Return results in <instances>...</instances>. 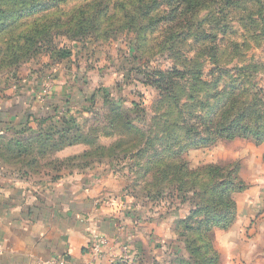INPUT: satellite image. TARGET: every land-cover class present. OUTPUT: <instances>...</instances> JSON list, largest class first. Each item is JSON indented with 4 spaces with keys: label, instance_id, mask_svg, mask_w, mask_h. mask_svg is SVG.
<instances>
[{
    "label": "rangeland",
    "instance_id": "1",
    "mask_svg": "<svg viewBox=\"0 0 264 264\" xmlns=\"http://www.w3.org/2000/svg\"><path fill=\"white\" fill-rule=\"evenodd\" d=\"M21 1L0 0V12L7 16L9 22L15 20V17L22 18L17 24L7 25L5 30H0V48L15 46L19 42L16 38L31 36L33 30L46 28L49 33L47 40L51 41L50 48L46 50L43 45L39 49L45 48L46 51L37 49L36 54L28 59L36 78L34 82L35 87L38 86L36 95L39 100H42L41 90L45 86L49 88L46 98L50 97L52 81L56 74L83 86L75 100L82 106L86 107L91 103L88 98L92 92H99L98 95L92 96L97 111L87 112L88 117H82L81 120L73 119L75 117L64 118L59 128L65 127L67 122H72L69 127L76 129L70 135L97 138L99 145L111 147V150L120 151L126 156L138 149L146 153L154 150L161 158H166V163L162 165L164 170L168 169L166 175H162L165 181H157L159 176L155 173L159 172V166L149 171L145 175L146 178L141 175L139 163L142 164L146 160V155L137 158L139 171L132 175L126 174L125 179L127 178L133 193L140 198L153 204H161L167 210L177 209L178 216L186 213L184 218L191 210H195V205L212 206L210 200L213 198L214 204H218L216 212L199 214V219L190 221L189 231L184 233V236L194 239L197 245H200V242L193 232L197 229L201 217L207 219L208 215L212 214L213 220L218 214H225L228 218L232 215L227 196L223 193L221 197L219 191L212 192V186L214 182L230 185L233 182V172L238 168V178L244 188L232 195L236 204L237 219V194L244 193L249 187L248 182L243 181L241 177L243 167L239 162L229 159L213 161L219 153L232 150V142L236 139L227 140L224 138L225 134L224 137L217 138L211 147L199 144V138L213 137L209 136L203 127V111L197 102H205L210 105L208 108H212L215 102L211 99L215 92L227 88V95H231L235 93L234 86H238L234 107L225 115L223 122L233 119V114L235 117L238 114L237 124L242 127H249L253 121L255 106L258 109L263 108L257 100L264 99V89L258 87L264 80V0H154L160 5L161 14L166 16V21L157 27L162 28L164 32L147 34L144 45L140 44L138 32L135 30L138 28L137 23L131 24L128 21L130 18L126 11L121 15L125 17L123 22L113 20V9L104 16V4L107 0H68V3L61 4L57 9L42 12L34 17H25L30 7L48 4L50 1ZM109 1L113 3L115 0ZM79 8L83 18L80 28L86 29V33L73 32L77 29L65 33L67 27L61 25L67 24V19ZM154 15L159 16L156 12ZM251 18L256 21V25L248 24ZM34 40L39 42L35 44V48H38L42 42L41 38ZM43 40L45 41L44 38ZM29 67L23 66L21 72H26ZM52 69H55V72ZM217 82L219 83L215 84ZM157 86H161V91ZM106 94L108 103L119 105L113 111H110V106L107 108L100 105L105 103ZM192 96L195 97V102L189 100ZM172 98L177 101V107L168 106ZM230 103L233 104V100ZM63 106H60L63 108L60 112L63 110L64 114ZM63 114L58 117L63 118ZM188 114H192V117L189 118ZM182 119H185L187 128H174L172 123L176 122L178 125ZM259 124H262V120ZM192 125L198 130L189 131ZM175 138L181 141L178 146L191 144L194 148L184 153V150L168 146ZM37 147L41 146L37 144ZM192 152L197 154V158L191 159ZM171 159L174 160L170 161ZM39 161L42 164L46 159ZM184 162L188 163L189 169L185 167ZM167 164L171 166L170 172ZM209 165L218 166L217 176H208L203 172L194 173V170ZM176 172H179L180 177H173ZM192 172L193 174H190ZM190 180H196L199 186H203L202 189H196L195 193L186 187L180 191L165 189L168 186L175 187L180 182L187 184ZM215 186L219 185L213 187ZM234 188H239L237 183ZM146 192L153 195L148 197ZM181 220L177 219L174 229ZM261 243V251L258 247H253L254 251L251 252L247 244L249 247L239 257V264H264V260L259 258V262L256 257L259 251L264 254V239ZM173 244L179 254L186 256L185 239L176 237ZM202 252L200 255L207 259L208 255ZM216 252L219 257L213 264H226L225 256ZM172 258L173 256L159 264H168ZM195 261L193 258L188 264H194ZM153 263L150 258L144 260V264Z\"/></svg>",
    "mask_w": 264,
    "mask_h": 264
},
{
    "label": "crops",
    "instance_id": "2",
    "mask_svg": "<svg viewBox=\"0 0 264 264\" xmlns=\"http://www.w3.org/2000/svg\"><path fill=\"white\" fill-rule=\"evenodd\" d=\"M30 62L0 66V141L59 128L64 118L81 120L87 112L97 111L92 96L99 92H92L91 103L82 106L75 100L83 86L59 74L52 81L50 97L39 100ZM21 66L30 67L23 73ZM258 87L264 89V80ZM107 97L101 107L107 106ZM62 104L65 113L59 118ZM232 143V150L213 161L239 162L249 187L237 194V219L228 230L215 232L214 247L226 264H239L246 248L250 246L251 252L263 247L264 143L243 139ZM91 152L92 146L76 143L52 153L50 161L77 159L63 167L57 179L48 168L25 175L24 170L0 163V264H144L148 258L163 263L181 255L174 249V225L186 213L178 216L177 209L167 210L133 193L125 175L136 174L134 154L115 160L92 158ZM86 153L90 156L81 159ZM194 158L197 154L192 152ZM95 233L108 241L102 258L91 252ZM260 251L259 262L264 260Z\"/></svg>",
    "mask_w": 264,
    "mask_h": 264
},
{
    "label": "trees",
    "instance_id": "3",
    "mask_svg": "<svg viewBox=\"0 0 264 264\" xmlns=\"http://www.w3.org/2000/svg\"><path fill=\"white\" fill-rule=\"evenodd\" d=\"M28 0H22L21 2H27ZM32 1V0H31ZM50 2L47 4H36L34 6L30 7V10L27 12L28 14L25 17H34L37 14H40L42 12H50L51 9L58 8L61 4L68 3V0H49ZM24 5V3H23ZM160 5L156 3V1L152 0H115L113 3L107 0L104 4V16L106 17L108 13L112 12V9L114 13L111 15L113 16V20L117 22H123L125 17L121 16L124 11H126V15L129 16V22L131 24L137 23V27L135 30L138 32L140 44L144 45V41L147 39V34L150 35L152 33L158 34L159 32H162V28H157L160 23L165 22L166 16L164 14H161L159 10ZM143 9H146V11H143ZM158 13L159 16L154 15V13ZM160 12V13H159ZM82 10L81 8L74 11V14L71 15L66 22L67 24H62V27H67L65 30V33L73 30V32L78 31V34L87 31L86 29L80 28L81 23L83 21V18L81 17ZM0 30H5L7 28V25L10 24H17L19 20H22V18L15 17V20H11V22L8 21L7 16L2 15L0 12ZM140 17H139V16ZM24 17V15L22 16ZM135 17V18H134ZM252 17V16H251ZM74 22V23H73ZM143 23H146L144 26ZM249 25H256V21L253 20V18L250 19ZM263 25V23H262ZM71 27V28H70ZM73 27V28H72ZM164 32V31H163ZM86 33V32H85ZM31 36L25 35L23 37L16 38L19 42L15 46H6L4 49L0 48V66L5 68L13 67L21 62L28 61V59H31L32 56L36 54L37 49L45 45L46 50L47 48H50V42H48L47 37H49V33L46 32V28H41L37 30H33V32L30 33ZM41 38L40 41H42L38 46V48H35L37 43L34 42V38ZM45 39V42L43 40ZM164 40V39H163ZM36 44V45H35ZM23 50L24 53L21 51ZM40 51L44 52L46 51L45 48L39 49ZM22 52V53H21ZM7 58V59H6ZM219 82L215 83L218 84ZM214 84V85H215ZM161 86H157V89L161 91ZM233 88L235 90V93L231 95H227L226 91L227 88H224L222 91L215 92V95L212 97L211 101L215 104L212 106V108H208L210 105L206 104L205 102H197L199 103V107L202 108V118H203V127L208 133L209 136H212L213 138H199L198 143L203 145H208L209 147L214 145V142L217 140V138L224 137L223 135L226 134L224 137L227 140H234V139H244L248 140L249 142H252L254 144H261L264 143V99H258L257 102L263 106V108L258 109L257 106L254 107V119L250 122L249 127L245 125L244 127L237 124V120L239 119V115L237 114V118L233 114V119L224 121L225 115L232 110L234 107V103L237 98L236 92H238V86H234ZM260 92V90H259ZM258 92V93H259ZM189 100L192 102H195V97H189ZM231 100H233V104H231ZM108 103V102H107ZM230 104V105H229ZM110 109V111H113L116 106H119L118 104L114 103H108L107 107ZM134 106V105H133ZM168 106L171 107H177L178 103L175 99H171L170 104ZM228 107V109H227ZM227 109V110H225ZM95 111V110H94ZM180 113V111H179ZM251 113V112H250ZM242 115V114H241ZM188 117L191 118L192 114H188ZM111 118V120H113ZM260 120H262V124H259ZM72 122H67L65 127L62 128H53L45 132L40 131H34L33 133L26 134L24 136L18 137V139L12 138L6 140L0 141V163H4L7 165H11L15 167L18 170H24L25 175H28V173H37L42 168H48L49 174H53L52 179L58 178V172L63 167H68L73 163L74 161H77L76 158L69 159L65 161H50L48 160V157L54 153L57 150H60L64 147H68L71 145H74L76 143H85L86 145H90L93 147V152H91L92 158L94 156H97V159L101 158H114L115 160L118 159L119 156H126L120 151L111 150V147L105 148L98 144L97 138H88L87 136H79V135H70L73 130L76 128L69 127ZM174 128L180 127V129H183V127L187 128L185 126V119H182L180 124L176 125V122L172 123ZM194 125V124H193ZM189 127V131H196L198 130L194 126ZM68 126V127H67ZM36 132V135L34 133ZM2 139V138H1ZM170 139V138H169ZM173 141L168 144V146H174L177 148V150H184V153L188 151V149H193L194 147L189 144L179 145L178 143L180 141L179 138L172 139ZM181 142V141H180ZM40 145L41 147H37L36 145ZM191 145V146H190ZM36 150L34 153L33 151ZM104 151V152H102ZM125 153V152H124ZM131 153V152H130ZM134 154L137 158L141 157L142 155H146V160L141 164L140 171L141 175L145 177V175L155 168V166H159V172H156L155 174L159 176L157 178V181H165L164 177L168 171L164 170L165 167L162 166L166 163V158H161L159 156V153L152 150L150 153H146L145 151L140 152V150L136 149L135 152H132L130 155ZM90 155L88 153L84 154L81 159H86ZM40 159H46L44 163L41 164L39 161ZM174 159H171L170 161H173ZM185 167L189 169V165L187 162H184ZM138 161L134 164V166L137 168ZM171 171L170 164H167ZM165 165V166H167ZM220 168V167H219ZM180 169V167H179ZM203 169V170H202ZM202 169L198 168L194 170L193 172L199 173L203 172L206 175L210 176L213 174H218V166L215 165H209L205 166ZM136 173L139 171L136 169ZM202 170V171H198ZM237 170V171H236ZM168 172V173H169ZM190 173V174H193ZM179 172H176L173 177L177 178ZM170 175V173H169ZM233 180H231V184L229 183H223V182H214V185L219 186H212V192L219 191L220 196H223V193L228 198V206L231 208L232 215L228 218L225 214H218L215 216L213 220L211 219L212 214L208 215L209 218L205 219L204 217H201L202 219L199 220L197 224V229L193 234H195V237L200 242V245H197L194 239L189 238L188 236H184L185 232H188L189 223L192 220L199 219V214H204L206 212H216V208L218 204H214V199L211 198L210 205H195V210H191L185 218H183L181 221L177 222V226L174 229V234L178 238L185 239V248L187 250L186 256L177 255L175 254L171 260L168 261V264H188V261H192L193 258L196 259L194 264H213L216 259H218L219 254L215 251L213 247V239H214V233L217 230L225 231L228 230L229 227L232 225V223L236 219V204L234 199L232 198V195L234 192H240L242 190L243 185L241 184V181L238 178V168L234 170L233 172ZM231 176V173H230ZM187 177V175H186ZM176 180V179H174ZM152 181H154V176H152ZM170 181V180H169ZM171 182V181H170ZM237 183V186L239 188H234V185ZM147 186V184H146ZM188 188L190 190H194V193L197 192V190L202 189L203 186H199L196 183V180H190L189 183L185 184L183 182H180L179 185L176 184L175 187L168 186L165 188L167 191L171 189H175L176 191H180L181 189ZM147 189H145L146 191ZM149 191V190H147ZM226 192V193H225ZM147 196L150 197V192H146ZM221 196V197H222ZM219 201V200H218ZM198 209V210H197ZM211 219V220H210ZM204 251V252H202ZM200 252H202L204 255H208V258H203L200 255ZM187 257V258H186ZM188 260V261H187ZM200 260V261H199ZM198 261V262H197ZM153 264H159L157 262H154Z\"/></svg>",
    "mask_w": 264,
    "mask_h": 264
},
{
    "label": "built area",
    "instance_id": "4",
    "mask_svg": "<svg viewBox=\"0 0 264 264\" xmlns=\"http://www.w3.org/2000/svg\"><path fill=\"white\" fill-rule=\"evenodd\" d=\"M48 86H45L44 88H42L41 90V99H45L46 96L48 95ZM59 114L62 115L63 114V110L62 112H60L59 110ZM92 247H91V252L92 254L96 257V258H102L103 256V250L105 249V247L108 244L107 238L99 235L97 233L92 234ZM122 252L125 254L124 259H127V253H128V248H126L125 246L121 249Z\"/></svg>",
    "mask_w": 264,
    "mask_h": 264
}]
</instances>
